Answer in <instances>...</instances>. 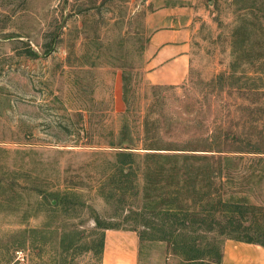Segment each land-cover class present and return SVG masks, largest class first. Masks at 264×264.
<instances>
[{
  "label": "rangeland",
  "instance_id": "obj_1",
  "mask_svg": "<svg viewBox=\"0 0 264 264\" xmlns=\"http://www.w3.org/2000/svg\"><path fill=\"white\" fill-rule=\"evenodd\" d=\"M203 1L188 75L176 85L181 105L203 104L230 62V0ZM152 8L150 0H0V264H99L105 227L145 230L125 221L132 199L118 209L101 188L110 143L140 129ZM224 110L227 126L237 114ZM257 122L264 127L263 116ZM229 155L225 192L239 198L240 235L264 244V154ZM138 250V264H179L166 241L145 236Z\"/></svg>",
  "mask_w": 264,
  "mask_h": 264
},
{
  "label": "trees",
  "instance_id": "obj_2",
  "mask_svg": "<svg viewBox=\"0 0 264 264\" xmlns=\"http://www.w3.org/2000/svg\"><path fill=\"white\" fill-rule=\"evenodd\" d=\"M230 6L236 16L230 62L207 84L204 103L181 105L176 86L152 85L139 131L127 144L110 143L111 173L101 188L118 209L126 195L132 199L125 221L145 229L139 240L168 242L179 264H220L227 239L264 246L240 235V201L226 196L224 181L229 154H264L257 122L264 117V0H230ZM230 107L236 120L226 126L220 112ZM102 247L103 236L99 254Z\"/></svg>",
  "mask_w": 264,
  "mask_h": 264
},
{
  "label": "crops",
  "instance_id": "obj_3",
  "mask_svg": "<svg viewBox=\"0 0 264 264\" xmlns=\"http://www.w3.org/2000/svg\"><path fill=\"white\" fill-rule=\"evenodd\" d=\"M146 78L152 85L176 86L188 75L191 37L205 12L203 0H150ZM139 239L130 230L107 229L99 264H138ZM220 264H264V246L227 239Z\"/></svg>",
  "mask_w": 264,
  "mask_h": 264
}]
</instances>
